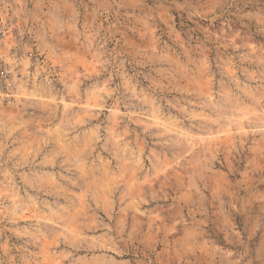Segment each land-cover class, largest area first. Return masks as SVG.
<instances>
[{"label":"rangeland","instance_id":"374dc122","mask_svg":"<svg viewBox=\"0 0 264 264\" xmlns=\"http://www.w3.org/2000/svg\"><path fill=\"white\" fill-rule=\"evenodd\" d=\"M0 264H264V0H0Z\"/></svg>","mask_w":264,"mask_h":264}]
</instances>
